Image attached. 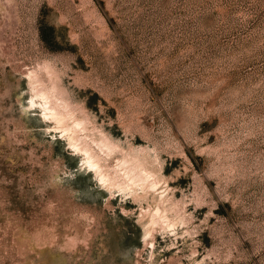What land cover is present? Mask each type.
I'll return each mask as SVG.
<instances>
[{
  "label": "rangeland",
  "instance_id": "rangeland-1",
  "mask_svg": "<svg viewBox=\"0 0 264 264\" xmlns=\"http://www.w3.org/2000/svg\"><path fill=\"white\" fill-rule=\"evenodd\" d=\"M0 264H264V0H0Z\"/></svg>",
  "mask_w": 264,
  "mask_h": 264
},
{
  "label": "bare ground",
  "instance_id": "bare-ground-1",
  "mask_svg": "<svg viewBox=\"0 0 264 264\" xmlns=\"http://www.w3.org/2000/svg\"><path fill=\"white\" fill-rule=\"evenodd\" d=\"M40 95L43 98V100H41V104L44 107L45 114L51 118L57 119L58 121H65L66 114L61 109L62 104L59 103L56 99L52 98L49 94H47V92L42 91ZM76 126L77 128L81 126V121H77ZM71 139L73 140V142H75V135L73 137L71 136ZM98 144L101 148V151L103 150L106 155L111 154L115 150L113 144H111L110 142L102 141ZM79 146L81 145L79 144ZM91 152L89 151V149H86V161L88 162V165L92 167V169H95L96 173L99 174L101 181H103L108 186V188L117 186L121 190L127 191V193L132 194L135 199L140 200L147 198L149 194H153V199L156 201V206L148 213L150 214V218L145 223L146 233H152V231L155 229L156 224H160V226L165 225L169 228L175 226V220L169 216L168 206H165L164 204L166 201H171L172 197L168 193H165V191L163 190L158 191L159 179L156 177L153 170L149 169L146 166L145 160L137 159L139 157H128L124 158L123 160L121 159L122 161L119 162L118 166L120 167L122 176L121 178L123 179V181H121L122 179L119 181L115 177L105 172V170L103 169V165L100 162V159L96 158L94 156L95 154L93 155ZM147 211L145 212L147 213ZM142 212L144 213V210Z\"/></svg>",
  "mask_w": 264,
  "mask_h": 264
}]
</instances>
